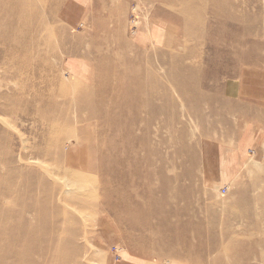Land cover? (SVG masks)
<instances>
[{"label":"rangeland","instance_id":"374dc122","mask_svg":"<svg viewBox=\"0 0 264 264\" xmlns=\"http://www.w3.org/2000/svg\"><path fill=\"white\" fill-rule=\"evenodd\" d=\"M0 39V264H264V0H0Z\"/></svg>","mask_w":264,"mask_h":264},{"label":"bare ground","instance_id":"6f19581e","mask_svg":"<svg viewBox=\"0 0 264 264\" xmlns=\"http://www.w3.org/2000/svg\"><path fill=\"white\" fill-rule=\"evenodd\" d=\"M21 24V25H20ZM25 27H26V25H25V23L24 22H22V23H19L18 24V26H17V28L18 29H14L15 31L16 30H20L19 32L20 33H14V35H17V36H19L20 34H22V30H24L25 29ZM13 35V34H12ZM13 35V36H14ZM1 40V39H0ZM5 44V43H4ZM3 45V44H2ZM25 51V50H24ZM6 55V51H5V54H3V56H5ZM11 55L12 56H14V59H18L19 58V56L17 55V53H16V51H12V53H11ZM4 63V61L2 62V64ZM25 88V85H23L22 87H21V89L19 90L18 89V91L17 90H15V91H17V92H14L13 94H7L8 92H6V93H1L0 95V98H5V100H7V102L9 101H11V103H10V106L8 105V108H7V106H0V110H1V112H3L4 113V111L6 112V114L7 113H9V112H12V111H14V109H16V107L17 106H19L18 107V109L23 105V107H21V109L20 110H22L21 112H23L22 114H25L26 112H28V111H26L27 110V107L28 106H30L31 105V103H23V102H21L17 97H18V95L19 94H21V92H23V89ZM103 96H102V100H101V103L98 105V107H96V110L97 109H99V110H101L102 111V107H101V105L103 104ZM4 107H6V108H4ZM115 107H116V109L117 110H119V111H121L122 109H123V106H117V105H115ZM94 110L95 109H91V111H90V115H92L93 114V112H94ZM95 110V111H96ZM42 117H43V115H42ZM107 117V119L108 120H116V121H118V123H123V120L122 119H120V115H118V114H111V115H107L106 116ZM12 162V159H11V156H9L8 155V157H7V163H11ZM30 205L28 204V209H31L32 210V208L31 207H29ZM249 207V206H248ZM248 207H246L245 208V211L244 212H246V210L248 209ZM25 209H27V208H25ZM24 209V210H25ZM35 211V210H34ZM37 211V210H36ZM243 212V213H244ZM37 213V212H36ZM39 214L37 213V216L36 217H38V219H40L39 218ZM9 219V214H7V213H5V219L4 220H8ZM47 219V218H46ZM42 220H44V218L42 219ZM9 221V220H8ZM22 221H24L23 219H20V222H22ZM37 222V221H36ZM27 223V227H29V229H30V231H31V234L32 235H35V236H40V234H41V231H40V229L38 228V226H40L41 224H37V225H35L34 227H32L33 226V222H31V221H27L26 222ZM162 224V227H164V224L163 223H161ZM168 226V225H167ZM43 233V232H42ZM169 238H170V240H173L174 238H173V235L172 236H168ZM13 238V237H12ZM11 238V239H12ZM22 238V237H21ZM42 237H40V239H41ZM169 238H168V240H169ZM12 241H17V239H12ZM8 244V243H7ZM250 247V246H249ZM28 248H29V250L30 249H34L36 252H37V255H38V257L42 260L43 258H42V256H43V254H44V252H45V247L44 246H41V247H32V245H30L29 244V246H28ZM251 248V247H250ZM49 251V250H48ZM50 252V251H49ZM54 262L52 263V264H67V261H66V259L63 257V255L61 254V252H58V253H56L54 256ZM20 261H22V258H20ZM41 263H42V261H41ZM32 264H36V263H32ZM38 264V263H37Z\"/></svg>","mask_w":264,"mask_h":264}]
</instances>
